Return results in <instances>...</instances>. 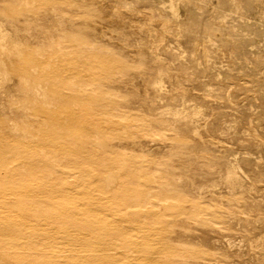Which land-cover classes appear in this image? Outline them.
<instances>
[{
  "label": "rangeland",
  "instance_id": "1",
  "mask_svg": "<svg viewBox=\"0 0 264 264\" xmlns=\"http://www.w3.org/2000/svg\"><path fill=\"white\" fill-rule=\"evenodd\" d=\"M5 1L6 2H3L4 8H0L1 18H4L5 20H12V22L20 28H23L26 25H30L33 29H35L36 32H40V34H43L42 31H45L46 33L48 32L49 37H47L50 39H48V45H51L47 46V51L36 49L37 41L35 39L40 36L39 34H37L34 36V41L32 42L31 46L27 48L28 51H26V53L21 58H17L16 56H11L9 54L10 49H16L15 45L12 43H9L8 51L7 48L1 50L2 63L0 64V74L2 78L3 76H6V79L2 83H0V130L5 122L11 121V118H13V120L17 119L18 121V125L21 129L18 130V136H21L23 134L22 127H28L27 125H30V130L28 133H26L25 136L36 142L47 140L46 138L50 134V130H53V128L47 129L50 124L46 119V114H43V112L41 111V107L43 106L42 103H38L37 105L28 108L26 112L27 115L24 114L23 116H19L17 115V113H11L9 111L10 96L7 97V95L5 94L7 93L14 96V98H12V107H16L20 103L16 100L18 96L23 97L25 95V93L22 92V88L20 87V80L18 77L17 66L19 65L16 64V61L19 59L23 60L29 66H31L30 69L31 71H33L35 76H37L42 67L46 66V63L49 62L50 64L53 63V66L55 65L54 67L51 66L50 69H55L58 67L62 68V61L67 62L63 63L66 64L67 68L68 64L70 63H68L69 60H65L69 59L68 57H70V55L71 57L78 56L84 60H96L98 55H94V53H108L126 57L130 60V62H133V64H138V62L140 63L141 59L143 60L142 65L137 66L138 74L137 72H134L133 68H126V77L123 79H118L123 83H121V81H118L119 83L116 82V84L124 85L122 87L114 89L113 92L112 90L105 88L104 95L112 99L115 98L118 101H124L126 97H123L122 92H128L129 90V92L134 91V97L132 96L134 100L131 98L132 105L130 109L125 107L124 110L126 111V116L131 117L132 115H129V113H131L135 114L134 117H137L136 120H132L130 122L131 129L135 130L139 128L138 123H140L142 129H145L143 130V133L138 132L140 136H145L143 138L141 137L144 140H142L141 138L139 140L145 150L143 151L142 148L137 146V144L129 145L128 147H126V150L124 149V151H126V155L129 156L130 159L124 161L123 164H125L124 166H127L130 171H133L136 173V175H138V178L135 179L139 183L137 184V188H142L143 194L145 193V191H147L146 194L148 196V200L143 201L141 199V201L139 202L140 205H138L137 207H127L126 211H128V213L126 214L121 212H114L112 211L111 207L114 204L113 200L110 199L109 195H107L106 193L102 194L100 190L96 189L91 172H84L82 170V174L81 171L70 169V167H64L63 165L57 163L53 165V168L51 170L42 171L40 174H34V181H39L41 184H48L47 186L50 188L61 186L72 187L70 189L71 192L73 191L71 195L65 194L64 197H54V199L63 200L62 202H65L67 205H69V208L71 210L77 211V214L82 218H92L91 214L86 210V202L88 203V198L102 196L100 203L101 206H99L100 211L103 210V212H101L103 215L101 219L111 220V222H109L111 226L122 224V226L130 227L133 223L138 224L137 228L139 229H135L134 231H132L134 237L139 240L140 238L146 239L149 243V246L151 247V250H153V248L159 249V256L161 260L160 263L157 262L155 264H204L202 263V258H200V256H197V253H205L209 250L211 245L207 242L204 233H202L203 230H201V223L205 222L214 224L215 220H221L220 222H222L220 224L218 223L219 221L216 222V226H218V228L216 227V229L225 227L228 230L221 228L218 232L214 231L215 233H219L221 236H223V239L221 237L222 240L220 239L219 241L220 245H216L215 249L210 251V255L213 252V254H216L215 256L213 255L212 257V255H206V257L211 259V261L209 260V262L211 263L207 262L206 264H264V232H262L264 231V221L262 223V220L264 219V143L262 144L260 142H255L250 137L252 133L256 132H258L261 137H264V0H241V8H236L232 0H203L201 2L198 1L199 3H196L197 5H194V0H192V2H189V4H186L188 2L185 3L184 1L176 0L175 3L176 5H178L180 16L175 17L171 13V8L169 9L170 2L168 0H151L152 2L150 0H145V3H141V1L143 0H130L129 2H127L128 0L126 2L124 0H120V2L116 0L117 4L114 5L112 3H115V1L112 3L109 2L111 6L113 5L112 7L114 9H117L116 7L120 6V11L122 13L124 11V13H127L124 15L126 17H124V19L126 21L129 20L128 24L131 23V25L128 26L127 29L130 28L129 30H131L132 32L138 30L137 26H143V31H145L146 37H149L148 26L152 25L153 23L155 25L153 24L152 26H150V28H152L153 26H158L159 24L161 25L160 19L157 20L155 17H152L155 18V20H151L150 16L160 13L163 14L162 16H164L165 18L171 16L168 18V20H170L171 23H174L173 25H175V23H179L177 25L179 26V29H177L183 31L181 32V34L178 31L176 34V30L174 31L175 33H168L165 38L166 41L165 39H163L164 45L161 46L162 48L160 47L159 49L147 51L144 48H137L133 41V43L131 41V43H127V47V44L123 43L121 39H119L118 37L117 39L112 36V34H110V32H112L115 28L112 30L111 28L113 27L101 24L103 28L106 27L104 28V30L106 29L105 35L100 33L98 35L96 34L97 37H95V39L87 45V49L85 50V52L77 49V47L72 42L73 36L71 34L67 35L66 33L61 37H58L60 36V34L51 31L47 23L48 19L46 18V16L39 13L40 0H20L19 2L24 8V11L21 12V14L19 13V11H17V15L13 17V19L4 17L5 14H8L7 5L10 4L9 0ZM51 1L53 2L56 0ZM83 1L85 2V0H80L79 4H77V2L74 0L72 2H69V20L74 18L73 20L75 21L74 22L73 20H71L74 23L69 21L71 22H68L69 25H71L72 23L78 24L80 21H82V16L86 11V7H84L82 4ZM166 1H168V3ZM247 1L251 2L248 3ZM259 1L261 3H259ZM26 2H28V6L25 7V5L27 4ZM161 2H163V5L160 4ZM71 3L75 4V6L71 5ZM227 3L228 6L226 5ZM229 4L231 6H229ZM121 5H125L127 6V8L129 7L134 10L128 8V10L126 11L127 8L124 6V10ZM149 5H155V8L150 7ZM158 6H161V8H156ZM245 6H247L246 8H248L249 10H244ZM248 6L251 8H249ZM112 7H109L108 10H111ZM186 7L188 9H185ZM217 11H219V13ZM230 12L232 14H230ZM241 12L243 13V15H241ZM35 14L36 18H34ZM199 15L202 16V19ZM217 15L218 17H216ZM130 16L133 19H130ZM194 16L197 20H204L205 25L201 23L202 21H197L195 20V18L193 19ZM221 16L224 17V22L222 24H219L217 21L219 20L218 18H221ZM127 17L129 18L127 19ZM176 17H178V20H176ZM36 19L38 22L36 21ZM188 19H192V22ZM194 20L197 21V23L193 22ZM209 24L213 26H210ZM207 25H209V27ZM227 26H229V28ZM215 27H217V29ZM190 28H192V30L195 32H199L197 36H199L200 38H198V42H200L201 48L199 50L200 52L194 55L196 58H194V56H189L191 55L189 54L191 53V42H193L194 39H197V36H194L196 35V33H193ZM210 28L211 31L209 30ZM108 29H110V32L108 31ZM185 30L191 31H187L184 33ZM112 33H115V31ZM186 33H189V36L186 35L187 37L193 38H191L190 40L185 35V38H182L183 34ZM106 36H109V38L111 37L112 39H107ZM212 36L215 38H212ZM227 37L229 39L226 40L225 38ZM204 38L206 39L205 41ZM209 38H211V41L215 39L213 43L210 42ZM230 39L234 40V43ZM59 40L61 43L59 42ZM58 42L59 45H57ZM203 42H205V48L208 47V49L206 48L207 50L205 49V51H203ZM209 42L210 45H213L212 48L209 45ZM214 42L216 44H214ZM225 42H228L229 44L226 45ZM72 44L74 45L73 47L71 46ZM49 47L54 50L49 49ZM140 52L143 53L140 54ZM204 52L207 53H205L204 55ZM67 54H69V56ZM178 54L183 55L179 57ZM153 56L156 58L160 57L161 59H164L163 61L166 62L164 64H168L166 65L168 69L170 68L168 77L159 75V70L155 69L157 65L152 62L153 60L151 59ZM42 57H44L41 61L42 63H39V61L37 60H41ZM46 57L47 59L45 60ZM50 57L53 60L51 59V61H49ZM205 59L207 60V62ZM8 61H14V63L10 65ZM36 62L39 64H36ZM81 67L85 69L87 66L85 63H82ZM149 74L151 75L150 77ZM130 77H132V79ZM152 77L155 78L154 81ZM126 78H128L129 80H126ZM144 78H146V80ZM39 79L40 78L37 76V81L34 82L36 85L42 84V82L38 81ZM133 79L135 80L134 83ZM155 81L162 82L163 86L166 89L164 95L161 92H155V90L153 89V83ZM90 83L94 84L91 81L87 82V84ZM91 84L86 86L89 88H91L90 86L94 87V85ZM170 84H178L180 85V87H183L185 89L187 88L189 89V91H191L189 92L188 90H186V96L182 97L184 99H181L182 95L179 96L170 94V92L168 91L171 89ZM49 86L50 83L49 85H47L48 89ZM241 86H244V89H242ZM145 91L147 92L145 93ZM153 91L155 94H152ZM192 92L195 95H192ZM106 93L108 94L106 95ZM112 93L114 94V97ZM159 94L162 95V97H160ZM115 96H119L121 97V99ZM187 96L189 98H187ZM141 102H144L147 106L144 103L142 104ZM186 104H192L197 108H200L203 111L202 117H207L210 125L204 128L202 124L198 127V129H200L199 131H201V139L204 140V142L197 145L193 144V147L196 146V149H194L195 151L192 149V146L190 145L191 143L183 142L181 144V149L179 150H182V152L179 153L178 149H175L178 145V142L173 143V138H183L182 126H175V117H179L181 115L179 113L176 115L173 114L172 110L182 111L184 110L183 107ZM149 105H151L152 107L150 108ZM51 107L55 112H58L60 110V106L58 105H52ZM149 109L152 111H150ZM114 112H117V114L119 113L116 109L113 110V113ZM121 113L123 112H120V114ZM171 113L172 115H169ZM205 113L208 115H206ZM116 115L113 116L114 119L119 117L118 115ZM121 115H125V113ZM91 116L92 115L87 116L88 119L95 120V117ZM171 117H173L174 119H172ZM119 119L124 120V118H122L121 116L120 118H118V120ZM153 120L158 121L157 125L153 126L152 131L148 132V129L146 131L147 126H149L148 122ZM98 122L100 125L102 123V126H108L110 123L107 120L106 123H109H104L105 119L102 120V118H100ZM122 122H126V120ZM223 123L225 124L223 125ZM166 124H169L170 128L169 125L167 126ZM230 124L233 125L235 130L233 129V127L231 130L226 129V127ZM39 125L43 127V129ZM171 125L173 126L171 127ZM219 126L223 128L219 129ZM157 129L159 130V132ZM164 129L166 130L164 131ZM160 131H163V133H161ZM152 133L157 134L156 136H154L155 138L158 136L157 142L156 139L154 140L155 142L153 141L154 138L152 136ZM173 134H175V136ZM162 135L165 137L164 139L162 138ZM171 135H173L171 137L172 139H170L169 137ZM147 137L150 139L145 140V138ZM159 137H161V140H159ZM49 139H51V136L49 137ZM210 139H212L216 143H214L213 145L211 143L206 144ZM149 144H151L150 146H152L151 149H149ZM147 147L149 148L147 149ZM201 147L203 149L205 148V150L200 149ZM188 148L191 149L188 150ZM221 148L222 152L220 151ZM40 151L48 157L55 155V152L50 150L48 147L43 146L40 148ZM203 153L226 155V157H229L228 159L231 160L236 159L237 154V157H240L238 158L240 166L237 165V160L236 168L239 175L241 176L239 177L243 184V187L237 186L235 187V189H233L229 185H227L224 178L215 177L214 182H211L212 180L203 182V184H201V186H203L202 190L201 186L196 184L197 180L194 175H198L197 172L198 170H200V168H206L205 160L203 159L204 157H202L204 156ZM189 158L191 159L189 160ZM245 159L246 162H244ZM173 164L176 165L177 170L172 171L171 169H169L170 165ZM186 164H190L191 167L190 165L187 166ZM192 164L194 167L192 166ZM216 168L218 169V166L215 164H211L209 166V170H214ZM18 169L19 168L14 167L13 165L0 166V179H3L4 175H6L7 172H15L18 171ZM114 171L118 174V169H114ZM171 172L173 173L171 174ZM180 174H182V176H180ZM184 174H187L188 177H186L187 175L184 176ZM208 177L210 178V176ZM188 178L190 181L188 180ZM191 179H193L195 183ZM185 180L188 181L184 183L183 181ZM188 183H191L190 185L192 186V188L188 186ZM85 184L89 185V187L83 190V185ZM251 185L253 188H251ZM214 188L220 191V193ZM226 188L228 189L227 191ZM245 189H247V191ZM45 190H47V187L44 188V191ZM198 190H200V194L199 192L196 193V191ZM208 190H210L211 192H209ZM18 191L19 184L15 181H10L5 186L0 185L1 224L9 218L15 216L21 217V215L23 214V211L20 210L18 205L15 203V200L20 197ZM206 191L209 192V196L206 195L208 193ZM204 193H206V196H202ZM216 194L219 196H217ZM220 194L222 195L220 196ZM232 194L235 199L230 196ZM223 197H225V199ZM30 201L36 203L39 202L38 200H35L34 197ZM50 207L51 208H49V212H51L50 214H52L56 210L52 209L54 207L53 204ZM36 209L40 211L43 210L41 209L40 203L38 206H36V208L31 210L33 212H38ZM234 211L236 214L234 213ZM237 213L239 217L237 216ZM248 217L250 218L247 219ZM31 219L33 220L32 223H35L36 218L32 217ZM246 220H251L250 222H252L254 225L250 222H247ZM235 221L239 223V225H236V228L235 225H233L236 224ZM213 224L211 226L215 228V224ZM52 225L53 226H50L49 229L46 230V233L53 234V236H58L64 233V227H66V225L62 227L55 221L52 223ZM229 226L231 227L230 229L227 228ZM0 227V244L5 249H8L12 252H14L15 250L17 251L18 249L17 252H20L22 254L28 251V249L26 248H20L19 243L23 242V240L19 241V239L17 240L13 237H10L9 235H6L2 230V226ZM75 227L76 226H74L73 228ZM88 231L90 230L88 229ZM90 232L95 239L99 238V231L95 230ZM235 232L237 233L235 234ZM242 232L244 234L247 233V235H244ZM251 235L255 236L253 237V241ZM249 239L251 240L250 242ZM255 240H258L257 242L259 244L256 243ZM231 241H233L234 243ZM224 242L226 243L224 244ZM81 253L85 252L82 251ZM122 253L128 256H133L130 258H136L142 255L141 251L135 250L132 245H126L125 248L122 249ZM212 259L217 261L213 262L214 260ZM122 262L119 259L118 264H123ZM143 263L154 264V262L147 263L145 261H143Z\"/></svg>",
  "mask_w": 264,
  "mask_h": 264
},
{
  "label": "bare ground",
  "instance_id": "2",
  "mask_svg": "<svg viewBox=\"0 0 264 264\" xmlns=\"http://www.w3.org/2000/svg\"><path fill=\"white\" fill-rule=\"evenodd\" d=\"M9 1H10V4L7 5L8 14H5L4 17L9 18V19H11V18L13 19V17H15L17 15L16 12L19 11V13L21 14V12L24 11V8L21 6V4L19 2L20 0H9ZM72 1L73 0H56V1L52 2L51 0H40V4H39L40 12L39 13L46 16V18L48 19L47 23H48L51 31H53L54 33L60 34V36H58V37H61L62 35L66 34V33H67V35L71 34L73 36L72 37L73 41L72 40H70V41H72L74 43V45L77 47V49H79L82 52H85V50L87 49V45L90 44L91 41L95 39V37H97L96 34L98 35L100 33V34L105 35L106 29L104 30V28H106V27L103 28L101 24L107 25V26L109 25V26L113 27V28H111L112 30L115 28L113 31L111 30L112 32L115 31V33L110 32V29H108V31L115 38L118 37L119 39H121L123 43L127 44L130 41L131 42L133 41L134 44L137 46V48L138 47L140 49L144 48L147 51L159 49L162 45H164L163 39L166 38L168 33H175L176 32V34H177V31H178L181 34V32L183 31V30L182 31L178 30L179 26H177V25L179 23L178 24L175 23V25H173L174 23H171L170 20H168V18L171 16H169L168 18H165L164 16H162L163 14L160 13L161 15L160 14H153L152 16H150L151 20L152 19L155 20V18L157 20L160 19L161 25L159 24L160 25V26L158 25L159 27L153 26L152 28H150V26H152L154 24L152 22L153 24L148 26L149 37H146L145 31H143V26H137L138 30H135L136 32L135 31L132 32L131 30H129L130 28L127 29V27L131 25V23L129 22L130 24H128L129 20L126 21L124 19V17H125L124 15L127 13H124L125 12L124 11L123 12L124 14H123L120 11V6L119 7L115 6L117 9L119 8L118 10L114 9L112 7L114 4H117L116 0H105V1H103V0H85V2L83 1L84 3L82 2V4L84 7H86V11L82 16V21H80L78 24H73L75 22L73 20L74 18L71 19L74 22L69 20V14H68V11L70 10V5H68V4H69V2H72ZM74 1H76L77 4L80 3V0H74ZM114 1H115V3H112ZM118 1L120 2V0H118ZM124 1L126 2L127 0H124ZM129 1L130 0H128L127 2H129ZM137 1H140V0H137ZM144 1L145 0L141 1V3H143ZM168 1L170 2L169 9L171 8L172 15H174V17L180 16L178 5H176V3H175L176 0H168ZM168 1H166V2L168 3ZM178 1H184L185 3L188 2L186 4H189V2H192V0H178ZM198 1L201 2L203 0H194L193 2L195 4L194 3L193 4L197 5L196 3H199ZM3 2H6V1L0 0V8L1 7L4 8ZM28 2H26L27 4L25 5V7L28 6ZM109 2L112 3L113 5L111 6ZM232 2L234 3L236 8L242 7L241 0H232ZM250 2H248V3H250ZM150 3H148V4H150ZM162 3L163 2H161L160 4H162ZM224 3H223V5H224ZM228 3L226 4L227 6H228ZM259 3H261V2L259 1ZM71 5L75 6V4H72V3H71ZM51 6H52V9H51ZM124 6L125 5H123V6L121 5V7L125 10ZM154 6H150V7L155 8ZM190 6H192V5H190ZM229 6H231V5L229 4ZM109 7L110 8L112 7V9L108 10ZM125 7L127 8V6H125ZM246 7L247 6H245L244 10H246V9L249 10ZM128 8L126 9V11L128 10ZM156 8H161V6H158ZM249 8H251V7H249ZM129 9H131V8H129ZM185 9H188V8L186 7ZM258 9H259V7H258ZM131 10H134V9H131ZM217 12L219 13V11H217ZM155 13H156V10H155ZM230 14H232V13L230 12ZM241 15H243V13ZM152 17H155V18H152ZM200 17L202 19V16H200ZM216 17H218V15ZM34 18H36V14H35ZM41 18H43V17H41ZM128 18L129 17H127V19ZM131 18L132 17L130 16V19ZM176 18H177L176 20H178V17H176ZM194 18H195V16L193 17V19ZM218 19H217L218 20L217 22L219 24H222L224 22L223 16H221V18H218ZM195 20H197V19L195 18ZM195 20L193 22L197 23V21L200 19H198L197 21H195ZM36 21H37V19H36ZM69 21H71L73 23L71 25H69L68 24ZM189 21L192 22V19ZM200 21H202L201 23L204 24V20H200ZM71 22H69V23H71ZM186 22H188V21H186ZM186 22H184V23H186ZM150 23H151V21H150ZM209 25H207V26L209 27ZM210 26H213V25H210ZM227 27L229 28V26H227ZM211 28L209 29L210 31H211ZM215 28L217 29V27H215ZM190 29L192 30V28H190ZM198 29H199V27H198ZM187 31H189V30H187ZM187 31L185 30L184 33ZM221 31H223V30H221ZM224 31H225V28H224ZM44 32L45 31H42L43 34H40V32H36L35 29H33L32 26H30V25H28V26L26 25L23 28H20V27L16 26L12 22V20H5L4 18L0 17V64L2 63V59H1V53L2 52H1V50H4L7 48V51H8L9 50L8 49L9 43L14 44L16 47V49H14V48L10 49L9 54L11 56H16L17 58H21L26 53V51H28L27 48L29 46H31L32 42L34 41V36L37 34H39L40 36L37 39H35L37 41L36 49L47 51L46 50L47 46H49L51 44L48 45L49 33L48 32L44 33ZM143 32H144V34H143ZM194 32L195 31H193V33ZM193 33H192V35H193ZM195 33H196V35H194V36L196 37L199 32H195ZM53 34H52V36H53ZM180 34H178V35H180ZM184 35L189 36V33L183 34L182 38H185ZM192 35H190V36H192ZM106 37H107V39L109 38V36H106ZM187 38L191 40V38H193V37H190V38L187 37ZM198 38H199V36H197L196 40L194 39V41L191 42L192 43L191 48H190L191 53H189L191 55L188 54L189 56H194V55H196V53L200 52L199 50L201 47H200V42H198L199 41ZM212 38H215V37L212 36ZM210 39L211 38H209V40ZM225 39L227 40L229 38L227 37ZM205 40L206 39L204 38V41ZM214 40H212V41L210 40V42L213 43ZM230 40H232V39H230ZM111 41H114V40H111ZM165 41H166V39H165ZM221 41H222V39H221ZM232 41L234 43V40H232ZM232 41H231V43H232ZM59 42H60V40H59ZM59 42L57 43V45H59ZM210 42H209V45H210ZM204 43L205 42H203V44ZM214 44H216V43L214 42ZM228 44L229 43L227 42L226 45H228ZM74 45L72 44L71 46L73 47ZM202 46H203V51H205L206 48L208 49V47L205 48V44ZM210 46L212 48L213 45H210ZM51 47H49V49L54 50V49H52L53 47L52 48ZM127 47H128V44H127ZM92 48H93V46H92ZM130 48H132V47H130ZM167 48H168V46H167ZM169 49H167V50H169ZM141 53H143V52H140V54ZM205 53H207V52H204V55H205ZM84 54H86V53H84ZM55 55H57V54H55ZM67 55L69 56V54H67ZM94 55H98L96 60H90V59L84 60L78 56L71 57V55H70L71 58L70 57H68L69 59L65 58L66 59L65 61L69 60L68 63H70V64H68L67 68H66V64H63V63H67V62H63V61L61 62L62 68L58 67L55 69L54 68L50 69V67L53 66V63H51V64H50V62L46 63V66H43L44 68L42 67V69L39 71V74L37 75L40 78L38 81L42 82V84H38V85H36L34 83L37 81L36 80L37 76H35L33 71H31V69H30L31 66H29L23 60L19 59L16 61V64L19 65V66H17L18 67L17 71H18V77L20 80V87L22 88V92H24L25 95L23 97L18 96V98H16V100L19 101L20 103L16 107H12L11 106V104L13 102L12 98H14V96L6 93L5 95H7V97L10 96L9 97L10 98V100H9V111L11 113H17V115H19V116H23L24 114H26L28 108L35 106L38 103H42L43 106L41 107V111L43 112V114H46L45 115L46 119L50 124L47 129L53 128V130H50V134L46 138L47 140H43L41 142L33 141L32 139H29L27 136H25L26 133H28L30 130L29 129L30 125H27L28 127H22L23 134L21 136H18L17 135L19 132L18 130H21V129L18 125L17 119L13 120V118H11L10 119L11 121L5 122L2 125V128L0 130V166L13 165L14 167L19 168L18 171L7 172V174L4 175V178L0 179V185L5 186L10 181L11 182L15 181L16 183L19 184L18 193L20 194V197L15 200V203L18 205L19 209L23 211V214L21 215V217L15 216V217L9 218L5 222H3L2 224L0 222V226H2V230H3V232H5L6 235H9L10 237H13L17 240L19 239V241L23 240V242L19 243L20 248L28 249L27 252H24V254H22L20 252H17L18 249H17V251L15 250L14 252H12L8 249H5L0 244V264H118L119 259L121 262L123 261L122 262L123 264H144L143 261H145L147 263L154 262V264L157 262L160 263L161 258L159 256L160 255L159 249L153 248V250H151V247L149 246V243L146 239L140 238V240H139L136 237H134L132 231H134L135 229H139V228H137L138 224L133 223L132 226H130V227L129 226H122V224L116 225V226H111L109 224V222H111V220L101 219V217H103V215L101 213V212H103V210L100 211L99 206H101L100 203H101L102 196L95 197V198H88V203L86 202V205H87L86 210L88 213L91 214L92 218H82L77 214V211L71 210L69 208V205H67L65 202H62L63 200H55L54 199V197H61V196L64 197L65 194L71 195L73 191L71 192L70 189L72 187L61 186L62 188L61 187H51L50 188L47 186L48 184L47 185L41 184L39 181L36 182L33 179V178H35V177H33L34 174H38V173L40 174L42 171L51 170L53 168V165L57 163V164L63 165L64 167H70V169L81 171L82 174H83V171L84 172H91L93 179H94L93 182L96 186V189L100 190V192H102V194L106 193L107 195H109L110 199L113 200L114 204L111 207H112V211H114V212H117V213L121 212V213L126 214V213H128V211H126L127 207H137L138 205H140L139 202L141 201V199L143 201L148 200V196L146 194L147 191H145V193L143 194V189L140 187L137 188V184H139V183L135 179L138 178V175H136L135 172L130 171V169H128V167L124 166L125 164H123L124 161H127L128 159H130L129 156L126 155L127 154L126 151H124V149L126 150V147H128L129 145L137 144V146L142 148L143 151L145 150L143 145L139 141L141 137L143 138L145 136H140L138 133V132L143 133L144 132L143 130H145V129L141 128L140 123H138L139 128H137L135 130L131 129V127H130L131 123L130 122L132 120H136L137 117H134L135 114H131V113H129V115L130 116L132 115L133 117L132 116L131 117L126 116V111L124 110L125 107L130 109V107L132 105L131 102H132V99L134 97V91L129 92L130 91L129 90L128 92H126V91L122 92L123 97H126L124 101H118L115 98L112 99V98L106 97L104 95L105 88L112 90V92H113L114 89H117V88L122 87L124 85V84H116V82L121 81V80H118L119 78L123 79L126 77V73H125V70H127L126 68H133L134 72H137V74H138L137 66L138 65L141 66L143 63V60L141 59L140 63L138 62V64H133V62H130V60L128 58L121 57L119 55H113V54H108V53H101V54H97V53L95 54L94 53ZM178 55L180 57L183 54L182 55L178 54ZM60 57H58V58H60ZM206 57H207V55H206ZM43 58L44 57H42L41 60L38 59L37 61H39V63H42L41 61L43 60ZM194 58H196V57L194 56ZM46 59H47V57L45 58V60ZM51 59L52 58L50 57L49 61H51ZM151 59L153 60L152 62H154L157 65L155 69L159 70L158 71L159 75H164L165 77L166 76L168 77L170 68L168 69L166 67V65H168V64H164V63H166L165 61H163L164 59H161L160 57L156 58L154 56ZM132 61H134V60H132ZM191 62H192V60H191ZM206 62H207V60H206ZM13 63H14V61L9 62L10 65H12ZM39 63L36 62V64H39ZM82 63L86 64L87 67L85 69L83 67H81ZM141 73H143V72H141ZM150 76L151 75L149 74V77ZM132 77H130V78L132 79ZM155 77H156V74H155ZM146 78H144V79L146 80ZM5 79H6V76H3V78H2V76L0 74V83H2ZM127 79L128 78H126V80ZM154 79L155 78H153V81H154ZM88 81H91L92 83H94V84L90 83L91 85H94V87H92V86H90L91 88L87 87L88 85H90V84H87ZM134 81L135 80L133 79V83H134ZM171 82H172V80H171ZM49 83H50V86L48 89L47 85H49ZM121 83H123V82L121 81ZM154 83H153V86H154L153 89L155 90V92L156 91L161 92L164 95L166 89L163 86L162 82L155 81ZM170 85H171V89L170 90L167 89L170 92V94L179 95V96L182 95L181 99H184L182 97L186 96L185 95V93H187L186 90L189 91V89H187V88L185 89L183 87H180V85H178V84L177 85L176 84H170ZM237 86H238V84H237ZM148 87H150V86H148ZM150 88H152V87H150ZM241 88L244 89V86L243 87L241 86ZM146 92L147 91H145V93ZM107 94L108 93H106V95ZM112 94H111V96H112ZM152 94H155L154 91ZM193 94L194 93L192 92V95ZM113 97H114V94H113ZM115 97H119V96H115ZM160 97H162V95H160ZM189 97H190V93H189ZM189 97L187 96V98H189ZM119 98L121 99V97H119ZM174 98H176V97H174ZM183 102H185V101H183ZM141 103L143 104L144 102H141ZM182 104H184V103H182ZM198 104H200V103H198ZM216 104H218V103H216ZM52 105L53 106L54 105L60 106V110L58 112H55L53 110V108L51 107ZM149 106H150V108L152 107L151 105H149ZM107 107H109V108H107ZM183 108H184V110H182V111L181 110H172L173 114L176 115L179 113L181 115L179 117H175L176 118L175 126L176 127H177V125L182 126L183 138H178V139L175 137L173 138V140H174L173 143L178 142V145L177 146L175 145L176 146L175 149L176 150L178 149L179 153L182 152V150L181 151H179V150L181 149V144L183 142L184 143H187V142L191 143L190 144L191 146L193 144L197 145V144L203 143L204 140L201 139V135H200L201 131H199L200 129H198V127L201 126L202 124H203L204 128L210 125V122H208L207 117H202L203 111L200 108H197L196 106H194L192 104L191 105L186 104ZM109 109H111V110H109ZM114 109H116L119 112L118 114H120V112H123L121 114L125 113V115H121V114L118 115L117 112L116 113L114 112L115 113L114 114L113 113ZM176 109H177V107H176ZM120 110H123V111H120ZM150 111H152V110H150ZM161 113H163V112H161ZM116 114L119 116L118 118H120V116H121L122 118H124V120H120V119L118 120V118L114 119L113 116ZM89 115L94 116L95 120H89L87 117ZM169 115H172V113ZM206 115H208V114H206ZM28 116H29V114H28ZM28 116H26V117H28ZM158 116H155V117H158ZM150 117H152V116H150ZM173 117H171V118L174 119ZM100 118H102V120L105 119L104 123H106V120L109 121L110 123L107 122V123H109V125L108 126H102V123L100 125L98 122L100 120ZM160 118H162V117H160ZM125 120H126V122H122ZM157 122L158 121H156V120L149 121L148 122L149 126H147L146 131H147V129H148V132L152 131L153 126H156ZM172 124H174V123H172ZM224 124L225 123H223V125ZM172 126L173 125H171V127ZM31 127H32V125H31ZM232 127H233V125L230 124L226 127V129L231 130ZM41 128L43 129V127H41ZM169 128H170V125H169ZM222 128L223 127L219 126V129H222ZM233 129H234V127H233ZM165 130L166 129H164V131ZM158 132H159V130H158ZM160 132L163 133V131H160ZM170 134H172V133H170ZM156 135L157 134H153L152 136L154 138L153 141L156 139V142H157L158 136L156 138L154 137ZM173 135L175 136V134H173ZM173 135L169 136L170 139H172L171 137ZM50 136H51V139H49ZM176 137H178V136H176ZM250 137L255 142H260L262 144L264 143V137L263 136L261 137L258 132L252 133ZM159 138H160L159 140H161V137H159ZM162 138L164 139L165 137L163 136ZM146 139H150V138L147 137V138H145V140ZM142 140H144V139H142ZM209 143H211L213 145L216 142L213 141L212 139H210L208 141V143H206V144H209ZM150 145L151 144H149L148 146H150ZM43 146L48 147L50 150L55 152V155H53L51 157L44 155L40 151V148ZM151 147L152 146H150V148L147 147V149L148 148L151 149ZM195 147L192 146V149L193 150L196 149ZM202 147L200 149L205 150V148L203 149ZM189 149H191V148H188V150ZM220 151L222 152V148L220 149ZM185 153H187V152H185ZM217 153H219V152H217ZM203 155L204 156H202V157H204L203 159L205 160L206 168H200V170H198V172H197L198 175L197 176L194 175V177L197 180V183H196L197 185L201 186V184H203V182H206L208 180H212L211 182H214L215 177L224 178L227 185H229L233 189H235V187H237V186L240 187L243 185L241 180H240L241 176L239 175L237 168H236L237 165L240 164L239 159H238L240 157H237V154H236V159H233V160L228 159L229 157L227 158L226 155H220V154L214 155L211 153H207V154L203 153ZM198 156H199V154H198ZM184 158H186V157H184ZM191 158H189V160ZM180 160H181V158H180ZM237 160H238V162H237ZM236 162L238 163L237 165H236ZM244 162H246V159L244 160ZM190 163H191V161H190ZM195 163H196V161H195ZM211 164L217 165L218 169L216 168L214 170H211V169L209 170V166ZM189 165H187V166H189ZM192 166H193V164H192ZM190 167H191V165H190ZM214 168H215V166H214ZM114 169H118V174L115 173ZM169 169H171L172 171L177 170L176 165H174V164L170 165ZM172 173L173 172H171V174ZM185 175H187V174H184V176ZM180 176H182V174H180ZM208 176H210V178ZM186 177H188V175ZM188 180H189V178H188ZM191 180L194 182L193 179H191ZM187 181L185 180L183 182L185 183ZM242 181H243V179H242ZM190 184L191 183H188V186H190L192 188V186ZM244 185H245V183H244ZM45 187H47V190L44 191ZM88 187H89V185H86V184L83 185V190L87 189ZM202 187L203 186H201V188ZM251 188H253L252 185H251ZM202 190H203V188H202ZM227 190L228 189L226 188V191ZM243 190H241V191H243ZM245 190L247 191V189H245ZM199 191L200 190L196 191V193H198ZM208 191L211 192L210 190H208ZM208 191H206V192H208ZM216 191H218V190H216ZM79 192H80V190H79ZM209 192L207 194L204 193L202 196H204L205 194L208 195ZM218 192L220 193V191H218ZM42 193H44V194H42ZM199 194H200V192H199ZM229 194H231V193H229ZM221 195L222 194H220V196ZM210 196H212V195H210ZM217 196H219V195H217ZM230 196L234 198L233 194ZM33 197L35 198V200H38L39 202L36 203V202L30 201L31 199H33ZM223 198L225 199V197H223ZM240 201H242V200H240ZM39 203H40L41 209H43V210L40 211V210L36 209L38 212H33L31 209L36 208V206H38ZM52 204L54 205V207L52 209H54L56 211L54 213L50 214L51 212H49V208H51L50 206ZM199 206H202V205H199ZM234 213H235V211H234ZM237 216H238V213H237ZM32 217L36 218L35 223H32V221H33L31 219ZM249 218L250 217H248L247 219H249ZM232 219H234V218H232ZM54 221L62 227L64 225H66V227H64L65 228L64 233H62L61 235H58V236L54 235L53 236V234L46 233V230H48L50 226H53L52 223ZM218 221L219 220H215V223H214L215 225L213 223H205V222L201 223V230H203L202 233H204V236H205L207 242L211 245L209 250L206 251L205 253H197L198 254L197 256H200V258H202V261H203L202 263H204V264L209 262V260L211 261V259L206 257V255H209V256L212 255V257H213V255L214 256L216 255V254H213V252L210 255V253H211L210 251L215 249L216 245L217 246L220 245L219 241H220L221 237L223 239V236H221L219 233H215V232H218L221 228L228 230L225 227H221L220 229H216V227L218 228V226H216V222H218ZM220 221L218 222L219 224L222 223ZM246 221L250 222L248 220H246ZM263 221H264V219L262 220V223H263ZM237 223L238 222H236V224H233V225H235V228H236V225H239V223L238 224ZM250 223H252V222H250ZM172 224H173V222H172ZM212 224L214 225L215 228H213V226H211ZM226 224H227V222H226ZM74 226H76V227L73 228ZM230 226L227 228L230 229L231 228ZM87 227L90 231H95V230L99 231V238L95 239L94 236L91 235V232L88 231ZM237 232H235V234ZM262 232H264V231H262ZM243 234H241V235H243ZM244 235H247V233ZM252 235H251V238L253 241V237H255V236H252ZM259 235H260V233H259ZM242 237H244V236H242ZM229 240H230V238H229ZM250 241L251 240L249 239V242ZM257 241H256V243H258ZM226 242H224V244ZM231 242H233V241H231ZM249 242H247V243H249ZM126 245H132L135 248V250L141 251L142 255L140 257H136V258H130L133 256H128V255L123 254L122 249L125 248ZM224 247H226V246H224ZM82 251H84L85 253H81ZM17 253H20V254H17ZM221 258H223V257H221ZM214 259H212V260H214ZM216 261L214 260L213 262H216ZM209 263H211V262H209Z\"/></svg>",
  "mask_w": 264,
  "mask_h": 264
}]
</instances>
